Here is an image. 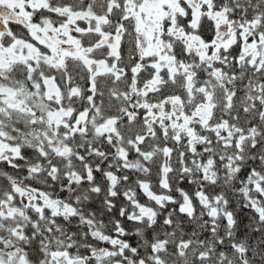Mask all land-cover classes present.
Listing matches in <instances>:
<instances>
[{
	"label": "snow or ice",
	"instance_id": "6c2138e0",
	"mask_svg": "<svg viewBox=\"0 0 264 264\" xmlns=\"http://www.w3.org/2000/svg\"><path fill=\"white\" fill-rule=\"evenodd\" d=\"M0 264H264V0H0Z\"/></svg>",
	"mask_w": 264,
	"mask_h": 264
}]
</instances>
